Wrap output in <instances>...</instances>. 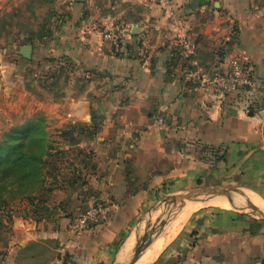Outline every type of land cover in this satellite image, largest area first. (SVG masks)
I'll list each match as a JSON object with an SVG mask.
<instances>
[{
  "label": "crops",
  "instance_id": "crops-1",
  "mask_svg": "<svg viewBox=\"0 0 264 264\" xmlns=\"http://www.w3.org/2000/svg\"><path fill=\"white\" fill-rule=\"evenodd\" d=\"M193 1H177L171 14L144 0H76L67 14L59 10L64 24L58 32L51 30L54 24L47 29L38 28L33 21L26 25L34 36L53 34L39 40L38 48L32 47L31 60L21 56L23 47L18 49L19 57L33 66L39 61L50 66L58 55L73 69L68 72L60 63L56 79L50 82L27 72L14 78L12 97L5 89V73L0 71V100L12 117H45L48 130L57 132L58 144L67 154L64 166L68 169L63 176L77 178V183L53 189L51 193L64 196L57 207L46 204L43 208L42 204L35 211L20 210L15 218L22 237L11 246L10 259L17 254L34 256L35 242L52 240L73 264H113L118 257L127 262L153 226L160 201L175 192L167 190L198 177L189 156L194 144L219 147L230 154L229 163L250 165L249 179H264L263 93L251 98L239 97L238 92L220 100L198 91L185 84V64L178 56L180 36L187 34L198 46L201 66L229 71L234 61L244 63L264 85V0H204L198 9L191 6ZM50 2L26 0L25 10L34 12L33 5L39 4L48 11L43 19L54 21ZM22 3L0 0V22L4 15L10 16L9 24L0 23V63L1 45L7 44L1 36L22 26L18 22ZM115 28L121 31L119 40H104L102 35ZM8 110L0 108V113L9 115ZM71 131L73 135L67 136ZM260 188L243 189L263 199L264 185ZM249 196L224 198L211 206L248 205L246 198L261 205ZM191 201L201 203L197 198L185 204ZM95 204L107 208L105 219L88 232L72 233L69 215ZM69 210L64 218L61 214ZM231 213L203 212L187 223L192 214L154 256L151 245L129 264H169L179 255L175 264H260L264 227L254 236L250 231L244 233L243 224ZM197 238L198 244L193 246ZM132 240L134 247L127 250Z\"/></svg>",
  "mask_w": 264,
  "mask_h": 264
},
{
  "label": "rangeland",
  "instance_id": "rangeland-1",
  "mask_svg": "<svg viewBox=\"0 0 264 264\" xmlns=\"http://www.w3.org/2000/svg\"><path fill=\"white\" fill-rule=\"evenodd\" d=\"M23 1L24 3L20 4L22 5V7H20L19 9L20 14L22 13L23 18L20 17V19H18V22H20L22 26H18L19 29L12 27L10 28L11 32L9 31L10 34H8V32L6 33L4 32L3 35L1 36L4 38L7 44L1 45L2 47L1 54L3 57V62L0 63L1 65L0 71H4L5 73L4 78H3V81L6 84L5 89L7 90V93H9L11 97H12L11 85L13 84L14 78L15 79L22 78L27 72H32L33 77L39 81H42L44 77L45 82H50L51 78L56 79V77L54 76L56 75L57 71L60 70V67H61L60 63L65 64L66 67H68L67 68L68 72H71V70L73 69V66L69 65V63L62 62L63 59L61 60L60 58H58L57 57L58 55H56V58H53L55 60L51 59L52 65L50 66L42 64V61L35 63L34 66L30 65L28 62L24 61L22 57H19L18 49L24 46H29V45H31L34 49L38 48L39 40L42 41L43 39L52 37L53 33L50 35V37L47 36V33L39 35V36H34L32 34H29L27 32L28 27H26L28 23L30 24V22L33 21V23H36V26H38V28L41 26V28L45 27V29H47V27L50 24H54L55 26H53L51 30L58 32L59 27L63 26L64 24L63 23L64 20L61 18L63 16L62 14H67L70 11V8L74 7L73 5L75 4L76 0H60V1L51 0L49 4L50 16L51 17L54 16L56 20L54 19L53 21L51 18L50 22H48L46 19H43V15H46L45 13L48 12L45 7H42L39 4H36V5H33L34 12L30 10H29L30 12H27L25 10L26 4H27L26 0H23ZM59 10L62 13L60 17L58 15ZM33 16H35L34 20H32ZM4 17L5 19L2 20L0 23H3L4 26H6V24H9L10 22V16L8 14L7 16L4 15ZM18 30L20 31L19 33L17 32ZM53 38L57 39L56 36H54ZM9 42H12V44H10ZM43 58L48 59L47 56H42L41 59ZM243 93H245L243 90L240 91V94L238 96L239 97L248 96L247 94H243ZM233 95L235 96V94ZM0 108L4 110H8V108L6 109L3 106L2 100H0ZM8 114L9 115H6L2 111L0 113V142L2 138L4 137V135L7 134V132L13 127L21 126L25 124L26 121L28 120L36 119V120H39L38 124L41 127H43L44 132L46 134L47 141L50 140V142L52 141L58 144L59 141L57 140V138L59 136L57 132L48 130L49 124L47 120H45L44 116L37 115L31 118L28 116V114H26V116H23L20 118H19L20 115H18V117H12V113L10 112V109L8 110ZM193 147H194L192 148L193 153L192 154L190 153L189 156L194 161L195 168H196L195 171L198 177L196 179H190L189 181H184L185 185L183 187L179 186V187H175L172 189L169 188L167 190V193H172L174 191L175 192L171 194L169 197H166L162 201H160L159 207L154 212V216L152 220L153 224H155V222L159 218H165L168 214L174 212V210L177 208V205L170 204L167 206L166 204L172 198H174L177 195L182 194V192L184 191L201 189V188L215 189L216 191L222 190V189L246 191L244 189H249V187L252 189V187L256 186L257 189H259L260 186L264 185V179L252 180V178L251 179L248 178L249 174H251L253 170L252 171L250 170V165L247 162L244 164H234V165L232 162L229 163L230 161H227L226 158H229L230 154H228V152L224 154V150L220 149L219 147L201 145V144H194ZM53 154L55 155L54 151H53ZM247 155L248 153L246 152L244 157H246ZM223 158H225L224 160L226 161V165H227L226 168L224 165H222L224 163ZM47 159L48 158H45V161ZM54 161H57V160H52V162ZM48 165L49 163H47V166L44 167V168L47 167L46 169L47 172L51 170V169L49 170ZM220 165L222 167L221 169L219 168ZM262 165H264V163ZM64 167L66 166L63 165L62 168ZM179 167H180V172H182V169H183L182 166L179 165ZM225 176H228L227 180L224 179ZM217 184H220V185H217ZM223 184H226V185H223ZM8 189L14 190L13 186H9ZM49 189H50V186L46 187V190H43V191L47 192V190ZM40 190L41 189L36 190L29 196L28 195L25 196L23 194L16 195L17 193H14L13 195L10 192L4 195L3 199L5 200V202L0 203V264H9L10 260L12 261V264H39V263L51 262V261H54L55 259H58V261H61L62 259L61 264L64 263V258L66 255L64 253L63 254L61 253V250H60L61 247H59V245H57L52 240L35 242L37 247L34 248V251H32L34 252V256L27 255L25 258H22L21 254H17V255H13L11 259L10 257H8V253L11 250V246L14 245L16 242H18V236L22 237L21 235H18V232L16 229L18 224L15 218L17 217V214L20 213V210L27 211V209L30 208L31 211H35L39 208V206L41 207L42 204H44L43 208L44 207L46 208V204H48L51 208H53V206L57 207L58 204L61 203V201L64 202V199H63L64 196L61 193L48 192L47 194H44L45 192L41 193ZM164 191H166V189ZM243 196H247V194L242 193V195L237 194L234 196L221 195L222 199L233 198V197H243ZM258 197L259 196H257V198ZM77 198L79 199V197ZM191 199H197V198H191ZM251 199L258 202L254 197H251ZM258 200L260 203H262V205H264V198L263 199L258 198ZM78 201H80V199ZM235 205L242 206L241 210H244L246 213L245 214L244 213L242 214L231 213V216H233L237 221H240L243 224L244 233L250 231V235L252 236L257 235L259 232L258 229H262L264 227V220L259 219L258 216L252 215L251 211L247 209L246 205L244 204H235ZM217 207H220V206H217ZM88 208L89 206L84 207V209L79 210V211L75 210V212L71 214L72 218L70 220L77 217L78 215L83 213ZM224 208H229V205H226V206L224 205L223 208L221 207L216 208V206H211L210 204H208L202 209H200L198 212L194 213L189 218L187 223L190 222L193 218H195L196 215L203 213V212H210V211L211 212H226L227 210H225ZM70 210L64 212L61 215L65 218L66 216L65 214H67L68 216V213H70ZM187 223L183 226V228L186 225H188ZM29 225L31 226L32 224H29ZM33 229L34 228L30 230L32 231ZM150 230H151V227L148 229L147 232H149ZM32 244H34V242ZM197 244H198V238L193 239L192 245L196 246ZM26 247H28V250H31V248L29 249V247H31V243H28ZM58 249L59 251H57ZM177 257H176L177 260L181 258L180 255ZM176 258H173L174 260L170 261L169 264H175L177 261ZM262 261L260 262V264H263ZM65 263L73 264L71 260L69 262L66 261ZM113 264H115V262Z\"/></svg>",
  "mask_w": 264,
  "mask_h": 264
},
{
  "label": "trees",
  "instance_id": "trees-1",
  "mask_svg": "<svg viewBox=\"0 0 264 264\" xmlns=\"http://www.w3.org/2000/svg\"><path fill=\"white\" fill-rule=\"evenodd\" d=\"M263 92L262 90L259 93ZM262 101L264 102V97ZM251 110L256 111L253 107ZM38 123L39 120L32 119L21 126L13 127L0 142V203L5 202L3 197L9 192L13 195L17 193L16 195L29 196L41 189V193L47 194L52 192L54 187H64V183H68V186L77 183V178L73 181L63 176L64 171L68 169L66 165L62 168L67 154L56 142L47 141L44 129ZM73 133L74 131L68 132L67 136H72ZM45 158L49 160L45 161ZM47 163L49 170L51 169L48 172L47 167L44 168ZM9 186H13L14 190L8 189ZM48 186L52 190L43 191ZM69 217L72 218L71 215ZM66 261H70L68 256L64 258V263ZM262 263L264 264V259Z\"/></svg>",
  "mask_w": 264,
  "mask_h": 264
},
{
  "label": "built area",
  "instance_id": "built-area-1",
  "mask_svg": "<svg viewBox=\"0 0 264 264\" xmlns=\"http://www.w3.org/2000/svg\"><path fill=\"white\" fill-rule=\"evenodd\" d=\"M152 2L162 9L174 14L176 3L179 0H144ZM120 29L115 28L105 32L102 37L108 42L116 43L119 40ZM178 56L185 64L184 82L192 88L211 94L220 100L240 91H245L249 97H254L264 90V85L255 77L254 69L247 64L234 61L229 71L208 70L201 66L198 60L197 44L187 34L180 36ZM163 124V120H157ZM107 208L102 204H95L83 213L73 218L69 228L72 233H85L98 226L106 217ZM65 264V263H62Z\"/></svg>",
  "mask_w": 264,
  "mask_h": 264
},
{
  "label": "water",
  "instance_id": "water-1",
  "mask_svg": "<svg viewBox=\"0 0 264 264\" xmlns=\"http://www.w3.org/2000/svg\"><path fill=\"white\" fill-rule=\"evenodd\" d=\"M204 0H194L191 4V6L194 9H198L201 4H204ZM20 54L23 58L27 60L32 59V46H25L21 49ZM228 191L227 189H222L216 191L215 189H194V190H187L182 192V194L175 196L172 198L166 205H177V208L174 210V212L168 214L165 218H159L155 224L151 227V230L147 232V234L144 236L142 239L141 243L138 245V247L134 250V252L130 255L129 262H132L136 260L142 253H144L147 249L150 248L152 245V242L154 240L155 234H157L158 230L164 226L165 224L169 223L173 218L176 216L178 212L183 208L185 205L186 201L191 199V198H202L205 202L207 203H214V201H222V197L219 192H226ZM229 208L225 209L230 212L242 214L246 213L244 210H241L242 206L235 205L233 203L229 202ZM247 209L251 211L252 215L259 216V215H264V210L258 209L254 206L251 205H246ZM166 208V207H165ZM216 208H220L217 207ZM127 261V262H128ZM125 262L121 257H118L117 260L115 261V264H129Z\"/></svg>",
  "mask_w": 264,
  "mask_h": 264
},
{
  "label": "bare ground",
  "instance_id": "bare-ground-1",
  "mask_svg": "<svg viewBox=\"0 0 264 264\" xmlns=\"http://www.w3.org/2000/svg\"><path fill=\"white\" fill-rule=\"evenodd\" d=\"M220 193V195H226V196H234V195H237V194H241L242 195V193H244V194H247L248 196L250 195V196H252V197H254L258 202H259V200H258V198H257V196L255 195V194H253V193H251V192H248V191H243V190H228V191H226V192H219ZM238 198V197H237ZM244 198V197H243ZM200 199V201H201V203L199 204H195V203H193L192 201V203L191 204H185L184 206H183V208L180 210V212H178L177 214H176V218H177V220L175 221V220H172V222L174 221V223L173 224H169V225H165V226H163L162 228H161V230L159 231V233L158 234H156L154 237H155V241H154V244H152L153 245V249H152V252H151V254H152V256H154L155 255V253L159 250V249H161L167 242H169L170 241V239L173 237V236H175L177 233H178V231L180 230V228L182 227V225L187 221V219L197 210V209H199V208H202V207H205L206 205H208L209 203H207V202H205L202 198H199ZM242 200V199H241ZM253 200V199H252ZM187 201H190V199L189 200H187ZM186 201V202H187ZM224 201V200H223ZM244 201H248V205H251V206H254V207H257V208H259V209H261V210H264V205H262V203H260L263 207H261V205L260 206H256V205H254L253 203H255V202H253L252 203V201L248 198H246V199H244ZM254 201V200H253ZM239 203V202H238ZM205 205V206H203V205ZM222 204V203H221ZM225 204H226V202H225ZM228 204V203H227ZM233 204H237V203H233ZM241 204V203H240ZM210 205H211V203H210ZM218 205H220V204H218ZM224 205V204H223ZM244 205H247V204H244ZM258 205V204H257ZM247 207V206H246ZM245 207V208H246ZM224 209H228V208H224ZM258 218H261V219H264V215H259L258 216ZM152 220H153V217H152ZM142 226H145V225H143L142 224ZM135 238V237H134ZM132 239V238H131ZM134 241L132 240V241H130L129 243H128V248H127V250H129V249H131V248H133L134 247ZM130 252V251H129ZM146 252V251H145ZM144 252V253H145ZM144 253H142L141 255H143ZM140 255V256H141ZM130 263V262H129Z\"/></svg>",
  "mask_w": 264,
  "mask_h": 264
}]
</instances>
